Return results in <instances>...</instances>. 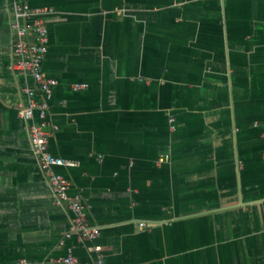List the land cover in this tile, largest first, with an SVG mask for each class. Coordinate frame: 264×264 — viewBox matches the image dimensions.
Listing matches in <instances>:
<instances>
[{
  "label": "crops",
  "instance_id": "1",
  "mask_svg": "<svg viewBox=\"0 0 264 264\" xmlns=\"http://www.w3.org/2000/svg\"><path fill=\"white\" fill-rule=\"evenodd\" d=\"M30 4L52 9L49 149L73 163L58 170L100 235L65 238L73 213L18 113L26 89L43 97L13 67L0 0V264H63L69 248L104 264H264V0Z\"/></svg>",
  "mask_w": 264,
  "mask_h": 264
},
{
  "label": "built area",
  "instance_id": "2",
  "mask_svg": "<svg viewBox=\"0 0 264 264\" xmlns=\"http://www.w3.org/2000/svg\"><path fill=\"white\" fill-rule=\"evenodd\" d=\"M13 8L14 28L17 33L13 45L15 57L13 67L20 73L31 75L38 84L39 92L43 97L42 101H38L35 98L36 91L26 89L29 97L28 103L21 105L18 113L22 119L30 123L28 127L33 151L38 158L39 166L48 177L58 204L67 203L73 213L72 228L65 238L70 239L74 233H77L82 239L94 240L100 235V228L89 221L86 203L80 194L70 193L71 182L58 170L61 167L71 166L73 163L63 157L53 155L49 149L53 133L49 128L50 101L58 84L57 79L46 75L44 71V61L50 42L45 15L51 13L52 9L32 7L30 0H13ZM85 86V84H78L75 88ZM63 243L64 240L61 241V244ZM93 249L99 253L103 251L100 245H96ZM58 261L63 264H104L102 256L91 261H83L75 255L72 248H69L68 253Z\"/></svg>",
  "mask_w": 264,
  "mask_h": 264
}]
</instances>
